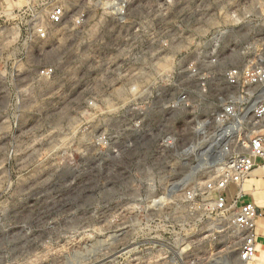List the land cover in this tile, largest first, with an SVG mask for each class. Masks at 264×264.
<instances>
[{"label":"rangeland","instance_id":"374dc122","mask_svg":"<svg viewBox=\"0 0 264 264\" xmlns=\"http://www.w3.org/2000/svg\"><path fill=\"white\" fill-rule=\"evenodd\" d=\"M29 1L7 0L2 8L0 64L13 56H20L23 67L57 64L59 78L55 92L48 93L51 98L39 96L30 75H23L27 76L23 85L33 88L39 105L56 101L53 97L59 94V105L67 107L70 115L41 118L39 138L25 141L24 147L5 140L9 126L0 119V264H174L176 256L188 264H219L223 257L235 259L234 240L218 244L204 236L188 243L197 238L192 234L206 219L197 220L199 216L178 211L174 204L140 213L128 207L125 196L132 185L141 183L114 177L128 173L136 154L122 149L116 158L111 149L99 147L94 137L127 127L131 71L143 72L138 79L147 81L157 78L161 67L170 79L178 71L185 77V69L178 67L209 54L207 40L219 30L220 60H233L245 46L257 44L260 35L254 34V24L257 16H264V0H132L131 16L123 25H108L90 11L79 30L68 31V22L52 43L41 49L35 43L23 51L14 49L12 31L24 19L13 17L12 9L25 8ZM160 10L166 20H139ZM142 27L150 32L153 46L156 40L167 41L166 53L131 52V42L142 37ZM196 43L200 54L195 52ZM133 57L143 65L133 62ZM1 99L3 114L8 101ZM113 110L121 111L119 118L110 114ZM53 123L57 131L48 136ZM262 183V179L255 181L260 204L264 203ZM254 262L264 264V252L249 264Z\"/></svg>","mask_w":264,"mask_h":264},{"label":"built area","instance_id":"2783aa9c","mask_svg":"<svg viewBox=\"0 0 264 264\" xmlns=\"http://www.w3.org/2000/svg\"><path fill=\"white\" fill-rule=\"evenodd\" d=\"M133 3L132 0L29 1L25 8L12 9L13 17L24 19L12 31L14 49L26 51L35 43L41 49L52 43V37L68 22H71L68 31H77L86 23L90 11H95L108 25H123L131 16ZM6 4L7 0H0V19ZM159 12L144 14L139 20L144 23L166 20L162 10ZM142 28V37L131 42L134 47L131 52L166 53L167 41L156 40L157 46H153L148 40L150 32ZM254 28L257 29L254 34L260 35L257 44H248L233 60L218 58L217 37L207 40L209 54L178 67L185 69V77L179 76L178 71L177 77L170 79L167 70L161 67L159 74L156 72L158 77L147 81L138 79L143 72L138 75L131 71L127 127L112 134L102 131L94 137L99 147L111 149L116 158L122 149L136 154L128 173L114 177L116 181L141 183L138 187L132 185L130 195L126 193L124 198L133 211H159L174 204L178 211L207 220L192 234L197 238L188 239V243L195 244L204 236L212 243L237 242L235 259L223 257L225 260L220 264H249L264 252L257 245L264 203H258L255 197L258 179L263 181L264 195V16L256 17ZM198 44L195 52L200 54ZM20 59L13 56L0 64V98L8 101L0 119L9 126L10 134L5 140L16 147L39 138L37 125L41 118L70 115L67 107L59 105V94L53 97L56 101L49 99L47 104L39 105L33 88L23 85V79L30 75L31 84L40 89L39 96L51 98L48 93L55 92L53 87L59 78L57 64L23 67ZM132 59L143 65L138 58ZM27 60L31 58L27 56ZM120 112L113 110L110 114L119 118ZM54 131H57L55 123L49 125L46 135L51 136ZM172 260L174 264H188L182 257Z\"/></svg>","mask_w":264,"mask_h":264},{"label":"crops","instance_id":"0c3cea01","mask_svg":"<svg viewBox=\"0 0 264 264\" xmlns=\"http://www.w3.org/2000/svg\"><path fill=\"white\" fill-rule=\"evenodd\" d=\"M257 245L260 250L264 248V218L260 221L258 227H257Z\"/></svg>","mask_w":264,"mask_h":264},{"label":"bare ground","instance_id":"6f19581e","mask_svg":"<svg viewBox=\"0 0 264 264\" xmlns=\"http://www.w3.org/2000/svg\"><path fill=\"white\" fill-rule=\"evenodd\" d=\"M231 16H235V14H231ZM222 33V31L221 30H219V31H216V32H212V34L210 35V37H209V39H213V40H216V37H218L220 34ZM208 39V40H209ZM216 258H217V256H216ZM209 259V258H208ZM207 261V260H206ZM222 263V262H221ZM76 264H81V263H76ZM220 264V263H219Z\"/></svg>","mask_w":264,"mask_h":264}]
</instances>
